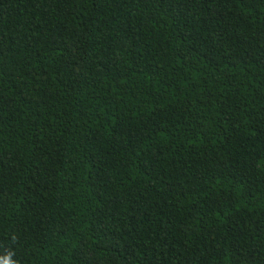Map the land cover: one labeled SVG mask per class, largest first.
<instances>
[{
	"label": "trees",
	"instance_id": "trees-1",
	"mask_svg": "<svg viewBox=\"0 0 264 264\" xmlns=\"http://www.w3.org/2000/svg\"><path fill=\"white\" fill-rule=\"evenodd\" d=\"M264 264V0H0V261Z\"/></svg>",
	"mask_w": 264,
	"mask_h": 264
},
{
	"label": "clouds",
	"instance_id": "clouds-1",
	"mask_svg": "<svg viewBox=\"0 0 264 264\" xmlns=\"http://www.w3.org/2000/svg\"><path fill=\"white\" fill-rule=\"evenodd\" d=\"M0 264H11V262L8 258H5L4 260L0 261Z\"/></svg>",
	"mask_w": 264,
	"mask_h": 264
}]
</instances>
